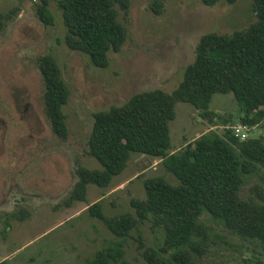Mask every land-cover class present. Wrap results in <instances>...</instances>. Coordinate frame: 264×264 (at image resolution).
Segmentation results:
<instances>
[{"label":"rangeland","instance_id":"1","mask_svg":"<svg viewBox=\"0 0 264 264\" xmlns=\"http://www.w3.org/2000/svg\"><path fill=\"white\" fill-rule=\"evenodd\" d=\"M38 0H0V14L11 12L0 32V264H79L115 237L103 222L89 214L97 201L106 216L134 214L130 201L144 198V181L162 176L171 183L162 161L133 154L121 174L107 188L87 186L86 201L66 204L77 181V162L89 169L101 165L86 154L93 126L92 114L123 105L134 94L162 90L171 93L194 59L195 46L207 33L230 34L254 22L252 0L205 6L201 0H131L126 16L118 19L127 29L119 53L109 55L105 69L94 67L83 53L64 44L66 33L58 0H50L52 26L36 15ZM161 4V13L153 10ZM50 54L71 91L63 112L68 137L52 131L43 103L44 82L37 66L40 56ZM209 109L238 126L240 106L232 93L215 94ZM221 120L204 119L191 104L178 102L169 124L171 150L201 134L223 131ZM257 136L264 130H254ZM264 198V171L247 175L241 196ZM26 210L23 221L9 217ZM17 214V215H19ZM9 217V218H7ZM210 227L209 244L197 264H264V252L254 241L227 231L205 215ZM163 234L149 222L140 223L125 243L128 264H147L141 252L157 248ZM144 246L140 248V242Z\"/></svg>","mask_w":264,"mask_h":264},{"label":"trees","instance_id":"2","mask_svg":"<svg viewBox=\"0 0 264 264\" xmlns=\"http://www.w3.org/2000/svg\"><path fill=\"white\" fill-rule=\"evenodd\" d=\"M237 0H201L207 7ZM50 0L34 4L37 17L52 26ZM131 0H58L66 29L64 44L88 56L90 63L105 69L109 55L119 53L127 40V29L119 21V11L127 15ZM256 17L249 27L230 34L207 33L195 46L193 61L171 93L144 91L131 96L123 105L92 114L93 126L86 154L101 165L89 169L77 162V181L66 204L86 201L87 186L107 188L112 178L127 167L133 154L157 158L177 183L158 176L144 181V198L130 201L134 210L106 216L97 201L88 208L91 217L103 222L115 240L79 264H128L126 238L140 223L149 222L163 234L157 248L141 252L147 264H197L208 248L209 216L227 231L256 242L264 252V198L259 188L257 199H244L241 189L247 175L264 171V133L241 139L228 118L209 109L215 94L232 93L240 106L238 124L264 130V0H252ZM153 10L161 13V4ZM12 12V11H11ZM11 12L0 14V32ZM37 66L44 82L43 103L53 133L61 140L68 137L67 117L63 112L71 95L61 69L50 54L40 56ZM178 102L191 104L210 122L221 120L223 131H208L178 151L171 150L169 124L175 118ZM12 213L23 221L26 210ZM7 217V218H9ZM140 248L144 243L140 242Z\"/></svg>","mask_w":264,"mask_h":264},{"label":"built area","instance_id":"3","mask_svg":"<svg viewBox=\"0 0 264 264\" xmlns=\"http://www.w3.org/2000/svg\"><path fill=\"white\" fill-rule=\"evenodd\" d=\"M231 128L235 131L238 136H240L241 139H246L249 135L248 133L250 131V127L248 126L238 124V126H232Z\"/></svg>","mask_w":264,"mask_h":264}]
</instances>
